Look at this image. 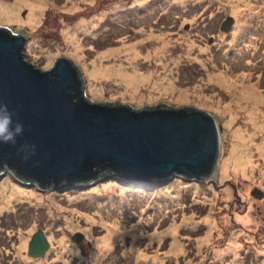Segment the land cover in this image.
<instances>
[{
	"label": "rangeland",
	"instance_id": "rangeland-1",
	"mask_svg": "<svg viewBox=\"0 0 264 264\" xmlns=\"http://www.w3.org/2000/svg\"><path fill=\"white\" fill-rule=\"evenodd\" d=\"M0 28L25 62L73 61L89 102L191 108L219 130L213 185L41 191L4 172L0 264H264V0H0Z\"/></svg>",
	"mask_w": 264,
	"mask_h": 264
},
{
	"label": "water",
	"instance_id": "water-1",
	"mask_svg": "<svg viewBox=\"0 0 264 264\" xmlns=\"http://www.w3.org/2000/svg\"><path fill=\"white\" fill-rule=\"evenodd\" d=\"M231 24L225 18L219 31ZM24 44L22 36L0 28V103L24 126L15 146L0 145V174L41 191L112 178L155 186L178 176L213 185L219 130L210 116L191 108L132 110L89 102L73 61L57 58L51 67L25 62ZM25 142L22 154H30L32 144L35 153L22 161L16 148ZM80 239L76 234L71 240ZM47 249L36 231L26 256L39 259Z\"/></svg>",
	"mask_w": 264,
	"mask_h": 264
},
{
	"label": "clouds",
	"instance_id": "clouds-1",
	"mask_svg": "<svg viewBox=\"0 0 264 264\" xmlns=\"http://www.w3.org/2000/svg\"><path fill=\"white\" fill-rule=\"evenodd\" d=\"M15 113L9 110L5 103H0V145L17 144V137L21 136L24 131V126L14 119ZM26 142L21 147L16 148V154L20 156L22 161H27L29 156L35 153V145L32 144L30 154H22L21 148L26 147ZM26 185V184H25Z\"/></svg>",
	"mask_w": 264,
	"mask_h": 264
},
{
	"label": "bare ground",
	"instance_id": "bare-ground-1",
	"mask_svg": "<svg viewBox=\"0 0 264 264\" xmlns=\"http://www.w3.org/2000/svg\"><path fill=\"white\" fill-rule=\"evenodd\" d=\"M32 4H34V3H33V2H30V3H28V6L32 7V9H33V8H35V7H34ZM9 6H10V5H9ZM247 118H248V117H247ZM248 119H250V117H249ZM248 119H247V120H248ZM256 124H261V123H256ZM261 129H262V127H261ZM263 129H264V128H263ZM249 139H250V138H249ZM247 161H248V160H245L246 163H247ZM244 164H245V163H244ZM249 169H250V168H249ZM0 176H3V174H0ZM173 245H174V244H173Z\"/></svg>",
	"mask_w": 264,
	"mask_h": 264
},
{
	"label": "trees",
	"instance_id": "trees-1",
	"mask_svg": "<svg viewBox=\"0 0 264 264\" xmlns=\"http://www.w3.org/2000/svg\"><path fill=\"white\" fill-rule=\"evenodd\" d=\"M15 179H16V178H15ZM112 179H115V178H112ZM17 180L20 181V182L23 183V184L28 185L27 182L25 183L24 181H21L20 179H17ZM116 180L121 181L120 179H116ZM66 188H68V186H66V187H62V188H60V189H66Z\"/></svg>",
	"mask_w": 264,
	"mask_h": 264
}]
</instances>
